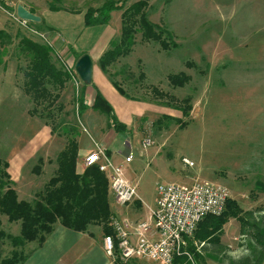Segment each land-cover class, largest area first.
Masks as SVG:
<instances>
[{
  "label": "rangeland",
  "instance_id": "obj_1",
  "mask_svg": "<svg viewBox=\"0 0 264 264\" xmlns=\"http://www.w3.org/2000/svg\"><path fill=\"white\" fill-rule=\"evenodd\" d=\"M109 1L118 2L125 10L143 0H0V30L10 35L4 43L0 41V159L8 164L10 177L14 175L15 179L16 170L18 175L23 172L19 182L11 178L20 200L34 202L56 175L58 157L68 142L63 128L77 129L81 155L102 131L108 137L116 136L105 115H79L76 97L85 85L80 78L78 85L71 78L50 110L35 104L24 90L28 62L18 50L21 35L47 44L31 31L44 34L52 44L58 66L61 63L56 52L76 64L80 54L93 52L107 37L111 41L120 37L123 11L113 12L108 25L84 24L90 9H99ZM147 1L149 19L169 32L177 47L163 50L157 43L143 42L138 34L133 52L110 68L114 80L129 96H121L114 87L101 91L114 108L119 102L132 100L154 110L150 117L137 119L138 133L111 143L115 152L112 160L121 165L125 158L118 151L133 153L130 174L137 179L145 217L148 206L156 207L158 186L171 182L169 176L173 177L175 169L172 183L182 184L181 179L191 175L193 181L186 186L197 180L222 184L245 212L252 213L244 221L258 223L264 216V0ZM22 4L45 23L34 27L17 21V6ZM179 73L191 77L184 88H175L169 82L170 75ZM105 78L109 80V76ZM187 98L193 109L184 117L176 107H186L183 101ZM48 113H53V118H47ZM146 138L153 143L147 151L142 146ZM157 150L159 155L153 159ZM16 159L21 161L11 172L10 162ZM111 203L117 213L121 207L114 197ZM140 213L131 207L118 215L134 219ZM1 220L8 236H19L20 223L12 224L5 216ZM240 227V222L232 219L224 227V239L230 243L229 254H242L243 259L250 255L254 241L249 235L251 228L246 226L245 233L240 234ZM89 231L102 238L105 235L100 225ZM0 244L2 259L12 257L14 252L28 259L31 247L39 246L37 241L14 246L8 238ZM190 259L188 264H203L193 256Z\"/></svg>",
  "mask_w": 264,
  "mask_h": 264
},
{
  "label": "trees",
  "instance_id": "obj_2",
  "mask_svg": "<svg viewBox=\"0 0 264 264\" xmlns=\"http://www.w3.org/2000/svg\"><path fill=\"white\" fill-rule=\"evenodd\" d=\"M148 9L147 0L139 1L125 10L118 2L109 1L99 9H90L84 16L86 27L103 26L110 23L113 12L123 11L120 37L111 41L109 48L99 60V67L106 76H109L110 82L119 94L126 98H129L128 94L121 84L114 80L110 68L117 64L121 58H126L133 52L137 35H141L143 42L159 44L163 50L177 47L172 41L171 34L149 19ZM30 11L36 14L34 10ZM42 20L45 23L44 19ZM28 24L34 27L41 26V24L33 22H28ZM9 38L8 33L0 30L2 43H4L3 40ZM18 50L28 62L24 71L25 93L32 98L37 106L50 110V107L55 106L60 99L61 92L71 81L70 74L64 70L62 65L58 66L54 62L53 47L47 44L39 43L27 35H21ZM4 51L6 50L4 49ZM56 55H58L57 52ZM83 55L85 54L78 56L77 61ZM0 56H2L1 52ZM168 79L175 88H184L191 81V77L186 73L172 74ZM87 86L85 84L79 96L76 97L79 115L88 108L85 100ZM95 90L96 96L92 108L108 117L109 127L115 133H126L128 127L119 120L114 107L98 88L95 87ZM183 102L187 104L186 107H175L182 111L184 117L189 116L193 109L192 101L187 98ZM52 115L53 113H48L47 118H53ZM54 127L53 131L56 130ZM63 130L68 135V142L58 157L56 175L49 181L44 193L34 202L19 199L14 183L6 172L9 166L0 159V240L8 238L14 246H24L26 243L37 241L38 245L42 246L54 232L57 223L69 230L81 233H89L90 227L100 225L103 227L104 236L114 235L111 226L113 212L110 180L97 165L84 170L79 169L80 152L76 138L77 133L75 134L77 129L65 127ZM71 135L72 137L69 138ZM250 215H252L251 212H245L235 199L230 198L225 211L220 216H207L198 224L194 234L186 238L185 253L183 256L177 257L174 264H188L192 256L196 260L202 259L201 254L197 252L196 243L211 245L212 250L207 252L206 256L214 260L227 261L228 264H263L264 216L258 223L244 221L243 218ZM3 216L7 217L10 223H20L19 236H8L2 230L1 218ZM232 219L240 222L243 234L246 226V228L250 227L253 232L249 233L254 241L250 255L238 261L228 260L224 253L226 247L222 244L224 227ZM12 254V257L2 259L3 250L0 244V264H23L27 259L18 252ZM220 256L222 257L220 258ZM118 262L122 264L120 261Z\"/></svg>",
  "mask_w": 264,
  "mask_h": 264
},
{
  "label": "built area",
  "instance_id": "obj_3",
  "mask_svg": "<svg viewBox=\"0 0 264 264\" xmlns=\"http://www.w3.org/2000/svg\"><path fill=\"white\" fill-rule=\"evenodd\" d=\"M16 20L24 26L29 25L17 15ZM31 32L52 47L44 34L34 30ZM57 57L64 70L78 85L76 64L65 60L59 53ZM152 145L148 138L142 142L144 150ZM133 159V154H130L125 158V163L130 164ZM185 163L193 165L188 161ZM94 165L99 166L100 171L109 177L117 205L127 206L137 201L144 203L138 195L137 186L127 179L124 165L115 164L101 147L84 159L85 167ZM230 198L229 190L219 183L197 180L191 186L160 184L157 204L149 210L148 220L133 223L115 216L111 218L114 235L104 236V250L108 256L122 264L135 260L174 264L175 259L185 253L186 238L194 234L198 224L207 216H220Z\"/></svg>",
  "mask_w": 264,
  "mask_h": 264
},
{
  "label": "crops",
  "instance_id": "obj_4",
  "mask_svg": "<svg viewBox=\"0 0 264 264\" xmlns=\"http://www.w3.org/2000/svg\"><path fill=\"white\" fill-rule=\"evenodd\" d=\"M22 5L25 8H27V6H25L26 4H22ZM27 9L31 10L29 8H27ZM120 29H121V27H120ZM110 39L111 38L107 37L101 43V45L99 47H97V49H95L93 52L83 53V54H89L93 60V63H94L93 82L91 85H88L85 88V90H86L85 100H86V105L88 106V108L84 112V115H87V116L92 117V118H95V117H93V115L95 116V114L97 113V111H95L92 108V105L94 103L95 96H96L95 87L98 88V90H100V92L108 89L109 87H112V88L114 87L112 85V83L109 82V80H107V78H105V74L101 71V69L99 67V60H100L101 56L105 53V51H107V49L109 47V43L111 41ZM80 55H82V54H80ZM75 62H77V60ZM95 63H96V67L98 66L97 67L98 70L95 67ZM88 101H90V103L93 102L92 105H90V103ZM127 102L128 103H122V102L117 103V106L114 109H115V112H116L119 120L123 124H125L128 128H130L131 130L128 129L126 134L125 133H116V136L111 135L109 137L106 134L104 135V132L102 131L99 138H97V139L95 138V139L91 140V144L89 145V147L87 148V146H86V148L83 149V154L82 155L80 154V161H79V169L80 170H84L87 168L84 166V159H86V157L89 154L96 151V146H97V148L101 147L106 152L107 156L111 160L112 159L114 160L115 152H112V150H111V143L115 144L120 140L122 141L123 138L127 139V135L129 133H133V135L138 133L139 131H138L137 127L139 128L140 126L137 125V123H136L137 119L139 120V119L143 118L145 115H149V117H150L151 116L150 114H152L154 112V110L152 108H150V106L146 103L136 104L132 100H129ZM96 120L97 119H95L94 122H96ZM91 121H92V119L90 120V122ZM140 130H141V128H140ZM111 131H113V133H114L113 129H111ZM146 151H145V153H147ZM118 152L123 153L124 158H126L130 154H133L130 150H127V149L124 151L119 150ZM156 155H159L158 150L156 151L153 159H155ZM20 159H22V157ZM20 159L19 160L16 159L15 161L12 160L10 162L11 172H12L13 168L17 166V163L19 161H21ZM134 160H135V158L133 159V162L130 164L125 163V161L123 160L120 164L125 166L124 168H125L127 179L133 185L137 186V181H136L137 179L134 176V173L130 174V170H132L131 166L134 163ZM115 163H117V162H115ZM14 173L16 174L17 177L15 176V179H14V175L13 176L11 175L12 180L14 182H17V180H18V182H19L22 178L23 172L19 173V175H18V171L16 170ZM174 173H175V169H174V172H172V175H173V177L176 178V176H174ZM168 175H170V174H168ZM169 177L171 179V182H169V183H172L174 181L173 177L172 176H169ZM181 181L183 183L180 185H190L192 183L193 179H192V176L190 175V176L183 177L181 179ZM18 192L19 191H17V193ZM112 194H111V197H114V196H112ZM18 196H19V193H18ZM156 202L157 201H155L154 204H157ZM143 206H144L143 203L138 202V201L133 203V204L127 205V206L117 205V207H121V208H118L116 211L117 213H115V211L112 209V203H111V209L114 211L113 216L118 217V218H119L118 214H121L123 212V210L126 211V209H130L131 207H132V209L133 208L139 209L141 212L140 216H138L134 219L130 218L127 215L124 216L123 219H128L129 221H132V222H140V221L148 220V217L150 214L149 210L152 209L153 207H149V206L147 207L148 214L145 217L146 214H145V210H144ZM122 215H124V214H122ZM12 224H18V223H12ZM92 227H90V228H92ZM240 229H241V227H240ZM241 233H242V229L240 231V234ZM103 238L100 235H97L94 231H89V233L75 232V231H72V230L65 228L60 223H57L55 225L54 232L47 238L46 242L41 247H39V246H32L31 247V252H29V257H28L27 261L25 262V264H119V262H118L119 260H115L114 258L108 256L107 253L105 252L104 246H103ZM222 244L224 245V247H226V250L224 253L227 255L228 260H230V259L236 260V261L241 260V258L243 257L242 254H237V256H233V255L229 254L228 251H229V247H230L229 244L230 243H228L224 239V235L222 237ZM196 247H197V252L200 253L201 256L203 257L202 259H199V261L203 262V264H207L208 262H210V263L217 262V264H228L227 261L214 260V259L208 258L206 256L207 252L212 250L211 245L196 243ZM187 251L189 252V250H187ZM191 255H193V254H191ZM222 256H223V254H222ZM222 256H220V258ZM141 262H142V260H135V261H131L128 264H141Z\"/></svg>",
  "mask_w": 264,
  "mask_h": 264
},
{
  "label": "water",
  "instance_id": "obj_5",
  "mask_svg": "<svg viewBox=\"0 0 264 264\" xmlns=\"http://www.w3.org/2000/svg\"><path fill=\"white\" fill-rule=\"evenodd\" d=\"M17 16L27 22L40 24L43 20L40 16L33 14L23 5H18L16 10ZM75 70L80 80L86 84L91 85L93 82L94 63L89 54L83 55L75 65Z\"/></svg>",
  "mask_w": 264,
  "mask_h": 264
}]
</instances>
